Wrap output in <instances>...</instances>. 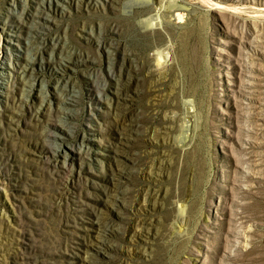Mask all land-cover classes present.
Masks as SVG:
<instances>
[{
	"label": "rangeland",
	"instance_id": "obj_1",
	"mask_svg": "<svg viewBox=\"0 0 264 264\" xmlns=\"http://www.w3.org/2000/svg\"><path fill=\"white\" fill-rule=\"evenodd\" d=\"M8 34L23 35L32 66L12 61ZM57 60L80 63L60 74ZM9 62L0 264H67L78 243L73 264H264V0H0V65ZM62 96L66 166L42 138ZM97 144L116 159L77 158ZM82 203L97 249L89 230L70 227Z\"/></svg>",
	"mask_w": 264,
	"mask_h": 264
},
{
	"label": "bare ground",
	"instance_id": "obj_2",
	"mask_svg": "<svg viewBox=\"0 0 264 264\" xmlns=\"http://www.w3.org/2000/svg\"><path fill=\"white\" fill-rule=\"evenodd\" d=\"M26 1V0H25ZM35 1V0H34ZM28 2H29V0H28ZM39 2V1H38ZM44 2V1H43ZM49 2H50V0H49ZM101 2V1H100ZM27 3V2H26ZM24 4V3H23ZM42 4H44V3H42ZM58 4V3H57ZM62 4V3H61ZM27 6V5H26ZM29 6V5H28ZM60 6H62V5H60ZM25 7V6H24ZM40 7V6H39ZM45 7V6H44ZM52 7V6H51ZM50 7V8H51ZM36 9V8H35ZM37 9H38V6H37ZM25 10H27V8L25 9ZM42 10V9H41ZM12 11V10H11ZM10 11V12H11ZM37 11H39V10H37ZM14 13H15V11H14ZM13 13V14H14ZM21 13V12H20ZM22 13H24V12H22ZM36 13V12H35ZM34 13V14H35ZM38 13V12H37ZM47 13V12H46ZM16 14V13H15ZM18 15V12H17V14H16V16ZM22 15V14H21ZM40 14H38V16H39ZM37 16V15H36ZM19 17H22V16H18V18ZM38 19H39V21L41 20L42 21V23L44 22L45 24L46 23H49V22H51L50 20H49V18H48V15L47 14H44L43 13V15H41L40 16V18L39 17H37ZM52 18V17H51ZM21 19V18H20ZM19 19V20H20ZM21 21V20H20ZM33 21H35V20H33ZM40 21V22H41ZM22 22V21H21ZM33 23V22H32ZM25 24V23H24ZM19 25V24H18ZM26 25V24H25ZM31 25V24H30ZM48 25V24H47ZM27 26V25H26ZM36 26V25H35ZM46 26V25H45ZM48 27V26H47ZM20 28V27H19ZM41 28H42V26H41ZM38 29V28H37ZM29 30V29H28ZM35 30V29H34ZM38 30H40V29H38ZM25 31V30H24ZM9 32H11V29L9 30ZM29 32V31H28ZM91 33V32H90ZM30 34V33H29ZM9 35V37H8V39L9 40H7L6 42L8 43V46H10V48L12 47V48H14V50H12L13 51V54L11 55V57H12V61L13 62H15L16 64H17V67H18V63H20V62H25V64L27 65V66H32V64L34 63L33 61H32V59L31 60H27L25 57H24V45H23V40H22V37H23V35H11V34H8ZM31 35V34H30ZM93 35V34H92ZM38 36V35H37ZM33 37V36H32ZM36 37V36H35ZM88 37V36H87ZM96 38V37H95ZM26 39V38H25ZM29 39V38H28ZM21 40H22V42H21ZM28 41H30V40H28ZM33 41V40H32ZM31 41V42H32ZM30 44V43H29ZM28 44V45H29ZM14 45V46H13ZM39 45V44H38ZM35 47V46H34ZM34 47H31V48H34ZM39 47H40V45H39ZM26 48V47H25ZM46 48L47 47H45V50H46ZM49 48V47H48ZM56 48V47H55ZM63 48V47H62ZM27 50L29 51V53H30V47H29V49L27 48ZM27 50H26V52H27ZM48 50V49H47ZM53 50H55V49H53ZM60 50H62L61 48H60ZM58 51V50H57ZM62 51H64V49L62 50ZM52 52V51H51ZM50 53V52H49ZM59 53V52H58ZM66 53H67V55H68V53L69 52H67L66 51ZM65 53V54H66ZM28 54V53H27ZM35 55H36V53H34ZM52 54V53H51ZM53 55V54H52ZM109 55V54H108ZM54 56V55H53ZM52 56V57H53ZM69 56H71V55H69ZM11 57L9 58V59H11ZM28 57V56H27ZM30 57V56H29ZM40 57H45V56H43V54L40 56ZM58 57V56H57ZM63 57V56H62ZM62 57H61V55H60V58H61V60H62ZM72 57V56H71ZM78 57H80V56H78ZM109 57V56H108ZM31 58V57H30ZM35 58H36V56H35ZM34 58V59H35ZM37 59V58H36ZM66 59V58H65ZM67 59H68V56H67ZM69 59H73V58H69ZM80 59H82V57L80 58ZM7 60V59H6ZM41 60V59H40ZM44 60V59H43ZM43 60H42V62H43ZM50 60H52V59H50ZM91 60V59H90ZM35 61V60H34ZM45 61V60H44ZM55 61V60H54ZM54 61H52V62H54ZM58 62H57V64H56V67L54 66V68H53V70L56 72V73H60V72H63L64 70H67V69H69L70 68V66H71V64H73V65H76V64H79L80 62L79 61H77V60H74L73 62L72 61H59V60H57ZM82 61V60H81ZM45 62H47V61H45ZM51 62V61H50ZM6 63V62H5ZM15 64V65H16ZM50 64V63H49ZM26 65L24 66V68H27L26 67ZM78 67V66H77ZM21 68V67H20ZM73 68V67H72ZM0 70L1 71H8L9 73L10 72H14V70H17V69H15V67H14V64L13 63H11V62H9L8 63V65L6 64H1L0 65ZM34 70V69H33ZM21 71V70H20ZM30 71V70H29ZM34 72V71H33ZM32 72V73H33ZM25 73V72H24ZM8 74V73H7ZM11 74V73H10ZM61 74V73H60ZM63 74V73H62ZM16 75V74H15ZM22 75H24V74H22ZM30 75V74H29ZM1 77H5L4 76V74H2L1 73V75H0ZM20 76V75H19ZM32 76V75H31ZM21 77H23V76H21ZM89 77V76H88ZM13 78H15V77H12V79ZM19 78V77H18ZM26 78V77H25ZM32 78V77H31ZM30 79V78H29ZM94 80H95V78H93ZM93 79H91V80H93ZM15 79H13V81H14ZM25 81V80H24ZM24 81H23V83H24ZM31 81V80H30ZM33 81V80H32ZM89 82V81H88ZM96 82V81H95ZM21 83V82H20ZM27 83H29V82H27ZM101 83V82H100ZM100 83H99V85H100ZM11 84V83H10ZM14 84H15V82H14ZM30 84V83H29ZM96 84H98V83H96ZM120 84V83H119ZM27 85V84H26ZM31 85H33V84H31ZM62 85V84H61ZM103 85H104V82H103ZM2 86V85H1ZM34 86V85H33ZM96 86H98V85H96ZM104 86H106V85H104ZM8 87V86H7ZM11 87H13V86H11ZM24 87H26V86H24ZM23 87V88H24ZM32 87V86H31ZM30 87V88H31ZM55 87H57V86H55ZM64 87V86H63ZM102 87V86H101ZM22 88V89H23ZM45 88V87H44ZM44 88H43V90H44ZM58 88H59V85H58ZM97 87H95V89H96ZM117 88V87H116ZM120 88V87H119ZM12 89V88H11ZM20 89H21V87H20ZM19 89V90H20ZM26 88H24V90H25ZM32 89V88H31ZM40 89V88H39ZM46 89V88H45ZM56 89V88H55ZM89 89V88H88ZM106 89V88H105ZM110 89V88H109ZM157 89V88H156ZM8 90V89H7ZM24 90H22V91H24ZM57 90V89H56ZM61 90V92H62V89H60ZM66 90V89H65ZM67 90H69V89H67ZM104 90V89H103ZM21 91V90H20ZM30 91V90H29ZM46 91H48L47 89H46ZM58 91V90H57ZM72 91V90H71ZM106 91V90H105ZM115 91H116V89H115ZM17 92V91H16ZM31 92V91H30ZM99 92H101V90L99 91ZM118 92H120V91H118ZM5 93V92H4ZM14 93V92H13ZM27 93V92H26ZM40 93V92H39ZM45 93V92H44ZM47 93V92H46ZM57 93V92H56ZM64 92H62V94H63ZM113 93V92H112ZM24 94V93H23ZM42 94V93H41ZM53 94V93H52ZM61 93H60V95H62ZM73 94V93H72ZM119 94V93H118ZM117 94V95H118ZM16 95V94H15ZM22 95V94H21ZM20 95V96H21ZM29 95V94H28ZM27 95V96H28ZM47 95V94H46ZM68 95V94H67ZM66 94H65V96H67ZM99 95H100V93H99ZM102 95V94H101ZM105 95H107V96H109L107 93H105ZM120 95V94H119ZM32 96V95H31ZM42 96H43V94H42ZM59 96V95H58ZM64 96V95H63ZM63 96H62V98H56L55 99V101H54V105H55V110H53V111H56L55 112V115L56 114H58V115H60V116H62L63 115V117H58V116H56V118H57V122H55V123H47L48 124V128H46L45 129V133H44V131H43V133L44 134H42L43 136H42V138H43V142L44 143H47V145H45V146H47L48 148H49V153H50V155L51 156H53V157H57V158H59V159H61V161H62V165H65L66 166V161H67V159L70 157V154L67 152V150L65 149V145L63 144V138H64V136L66 135H70L71 133H70V130H69V128L66 126V123H63V121L67 118H65L64 120H63V118H64V116H66V113H68V112H70L68 109H66V106H68V105H70L71 103L69 102L70 101V99H65V98H63ZM68 96H70V95H68ZM67 96V97H68ZM72 96V95H71ZM22 98H23V96H21ZM41 97V96H40ZM40 97H39V99H40ZM50 97V96H49ZM119 97V96H118ZM4 98V95L0 92V102H2V99ZM42 98V97H41ZM47 98V97H46ZM45 98V99H46ZM71 98V97H70ZM100 98V97H99ZM109 98V97H108ZM30 99H31V97H30ZM51 99V98H50ZM49 99V100H50ZM110 99V98H109ZM19 100V99H18ZM23 100V99H22ZM43 100V99H42ZM100 100H101V98H100ZM112 100V99H111ZM118 100V99H117ZM25 101H26V99H25ZM29 101V100H28ZM75 101V100H74ZM108 101V99L106 100V102ZM15 102V101H14ZM21 102V101H20ZM51 102H52V99H51ZM96 102V101H95ZM41 103H42V101H41ZM47 103H48V101H47ZM100 103V102H99ZM119 103V102H118ZM121 103V102H120ZM5 104V103H4ZM14 104V103H13ZM12 104V105H13ZM43 104V103H42ZM50 104V103H49ZM48 104V105H49ZM52 104V103H51ZM74 104V103H73ZM109 103L107 102V105H108ZM114 104V103H113ZM10 105V104H9ZM16 105H18V103H16ZM37 105V104H36ZM96 105V104H95ZM103 105V104H102ZM117 105V104H116ZM50 106V105H49ZM109 106V105H108ZM123 106H125V108H126V105H124L123 104ZM4 106H0V119L1 118H4L5 116H6V113H7V111H6V109L5 108H3ZM9 107V106H8ZM8 107H6V108H8ZM22 106H20L19 105V108H21ZM30 107V106H29ZM35 107H37V106H34V108ZM46 107H48V106H46ZM110 107H111V103H110ZM25 108H26V106H25ZM38 108V107H37ZM39 108H41V106L39 107ZM120 108V107H119ZM22 109V108H21ZM53 109V108H52ZM111 109V108H110ZM15 110H18V109H16L15 108ZM14 110V111H15ZM42 110V109H41ZM73 110V109H72ZM90 110V109H89ZM94 110L97 112L98 111V113H101V108H94ZM10 111H11V109H10ZM20 111V110H19ZM30 111V110H29ZM48 111V110H47ZM68 111V112H67ZM75 111V110H74ZM127 111V110H126ZM16 112V111H15ZM34 112V111H33ZM46 112V111H45ZM90 112V111H89ZM93 112V111H92ZM109 112V111H108ZM107 112V113H108ZM117 112V111H116ZM115 112V113H116ZM50 113V112H49ZM105 113V112H104ZM121 113V112H120ZM22 114V113H21ZM20 114V115H21ZM32 114V113H31ZM43 114H45V113H43ZM71 114H73V113H71ZM111 114V113H110ZM24 115V114H23ZM27 115V114H26ZM42 115V114H41ZM53 115V114H52ZM116 115V114H115ZM10 116V115H9ZM33 116V115H32ZM51 115H49L48 117H50ZM54 116V115H53ZM92 118L94 117V114H92V115H90ZM12 117H14V116H12ZM26 117V116H25ZM25 117H24V120H25ZM30 117V116H29ZM47 117V118H48ZM9 118H11V117H9ZM16 118V117H15ZM21 118V117H20ZM19 118V119H20ZM46 118V119H47ZM51 118V117H50ZM62 118V119H61ZM14 119V118H13ZM13 119H12V122H13ZM34 119V118H33ZM32 119V120H33ZM40 119H42V118H40ZM55 119V118H54ZM58 119H60V121L58 120ZM3 120V119H2ZM10 120V119H9ZM16 120V119H15ZM18 120V119H17ZM36 121H37V119H35ZM52 120V119H51ZM5 121V120H4ZM19 121V120H18ZM49 121V120H48ZM47 121V122H48ZM117 121V120H116ZM11 122V121H10ZM24 122H26V121H24ZM41 123H42V121H40ZM52 122V121H51ZM54 122V121H53ZM98 122H99V120H98ZM1 123V122H0ZM44 123V122H43ZM29 124V123H28ZM45 124V123H44ZM73 124V123H72ZM89 124V123H88ZM87 124V125H88ZM99 124V123H98ZM19 125V124H18ZM68 125V124H67ZM70 125V124H69ZM22 126V125H21ZM31 126V125H30ZM44 126V125H43ZM92 126V125H91ZM8 127V126H7ZM33 127H35L34 126V124H33ZM46 127V126H45ZM69 127H71V126H69ZM88 127H89V125H88ZM122 127V126H121ZM134 127V126H133ZM17 128V127H16ZM19 128V127H18ZM17 128V129H18ZM129 128V127H128ZM14 129V128H13ZM14 130H16V129H14ZM34 130H35V128H34ZM38 130H39V128H38ZM37 130V131H38ZM41 130V129H40ZM124 130V129H123ZM128 130V129H127ZM105 131V130H104ZM93 132H96V134H99L98 133V131L97 130H95V131H93ZM123 132V131H122ZM40 133H42L41 131H40ZM35 134H36V132H35ZM130 134V133H129ZM93 134H91V136H92ZM35 137V136H34ZM39 137V136H38ZM120 137H121V135H120ZM90 138V137H89ZM38 139V138H37ZM121 139L122 138H120V141H121ZM128 139V138H127ZM126 139V140H127ZM27 140V139H26ZM36 140V139H35ZM35 140H34V142H35ZM97 140V139H96ZM119 140V139H118ZM88 142L89 141H93V140H91V139H88L87 140ZM30 143V142H29ZM110 143V142H109ZM33 144H36V143H33ZM83 145V144H82ZM88 145V144H87ZM98 145V148H96L94 151H92L91 150V148L89 149V147H86V146H83V150H82V148H80L79 150H78V153H76V156H77V158L78 159H80V160H82L83 158H84V156H87V158H90V157H92V156H99V155H102V156H104V158H107V159H116V154H113V153H110V154H112V157L110 158L108 155H105V154H103V152L101 153V151H106V152H108V150H106L104 147L105 146H103V145H100V144H97ZM113 145V144H112ZM116 145H117V143H116ZM129 145V144H128ZM28 146V145H27ZM38 146V145H37ZM44 146V147H45ZM43 147V146H42ZM99 147H101L100 149H99ZM116 147V146H115ZM118 147V146H117ZM38 149V148H37ZM101 150V151H100ZM29 151L31 152V150H30V148H29ZM36 151V150H35ZM33 153H35V152H33ZM42 153V152H41ZM109 153V152H108ZM120 154V153H119ZM36 155V154H35ZM42 156V155H41ZM46 156V155H45ZM48 157V156H47ZM96 158V157H95ZM54 159V158H53ZM43 160H45V159H43ZM50 160H52V159H50ZM50 160L48 161V162H50ZM84 160V159H83ZM96 160H97V158H96ZM96 160H94V161H96ZM85 161V160H84ZM118 160H116V162H117ZM46 162V161H45ZM56 163H57V161H55ZM99 163V165H100V161L98 162ZM58 164V163H57ZM62 165H60V166H62ZM102 166H103V162H102V164H101ZM121 165V164H120ZM119 165V166H120ZM53 166H55V164H53ZM58 166V165H57ZM64 167V166H63ZM72 167V166H71ZM121 167V166H120ZM123 167V166H122ZM50 168V167H49ZM59 168V167H58ZM66 168V167H65ZM100 168V167H99ZM120 169V168H119ZM55 170V169H54ZM57 170V169H56ZM121 170H123V169H121ZM62 171V170H61ZM96 171V170H95ZM100 171V176H102L103 177V175L104 176H106L105 174H103V172L101 173V171L102 170H99ZM111 171H113V170H111ZM116 171V170H115ZM119 171V170H118ZM85 172L86 173H92L93 175H95V176H98V175H96L95 174V172H94V169L92 168V167H89V168H87L86 170H85ZM98 172V171H97ZM124 172V171H123ZM118 173V172H117ZM109 174V173H108ZM113 174V173H112ZM100 176H98V177H100ZM115 178H113V180H114ZM82 184V183H81ZM113 185H114V183H113ZM118 188V187H117ZM86 190V189H85ZM84 190V191H85ZM114 190V189H113ZM113 190H112V192H113ZM110 191V190H109ZM60 192V191H59ZM115 192V191H114ZM118 192V191H117ZM110 193V192H109ZM118 194V193H117ZM109 195H111V194H109ZM107 196H108V193H107ZM87 197V196H86ZM120 197V196H119ZM81 198V197H80ZM114 198V197H113ZM115 199H116V196H115ZM119 199V198H118ZM121 199H122V197H121ZM67 200V199H66ZM106 200H107V197H106ZM108 200H109V198H108ZM112 200V199H111ZM75 202V201H74ZM79 202V201H78ZM82 202V201H81ZM111 203V202H110ZM116 204H117V202H116ZM132 208V207H131ZM93 211V210H92ZM92 211L90 210V208L85 204V203H82V204H79V209L76 211V212H78L79 214H78V216H77V214H76V217H75V222H74V225H71L70 227L73 229L72 230V232L74 231L75 233H79L80 235H81V233L82 232H88V230L91 232L90 234L92 235V236H90V238H91V244H90V248H92V249H97L98 248V246L99 245H101V243L102 242H100L99 240L101 239H99V237H97L101 232H100V228L99 227H97V222L95 223V221L93 220V218H92ZM95 213V212H94ZM96 215V214H95ZM62 216V215H61ZM97 216V215H96ZM74 217V216H73ZM73 217L71 218V219H73ZM98 217V216H97ZM71 221H73V220H71ZM68 222V221H67ZM67 226V225H66ZM69 226V225H68ZM61 227V226H60ZM62 230V229H61ZM70 230V229H69ZM104 229H102V231H103ZM67 231V230H66ZM71 232V233H72ZM135 233V232H134ZM102 234H104V233H102ZM73 235H75V234H73ZM78 239L80 238L77 234L75 235ZM83 236H84V234H83ZM58 237V236H57ZM101 237H103L102 235H101ZM98 238V239H97ZM78 243V242H77ZM78 247L77 248H74L73 250H75L77 253L78 252H80L81 250L83 251V247H81V243H78V244H76ZM88 246V245H87ZM72 250V251H73ZM75 251H74V253H71L72 254V256H74V258H72V259H70V260H73V259H75V257H79L78 255L79 254H77V253H75ZM86 252V251H85ZM87 254V253H86ZM85 254V255H86ZM83 258H81V260H82ZM69 260V261H70ZM67 262V264H73L74 262ZM93 262V261H92ZM91 264H93V263H91Z\"/></svg>",
	"mask_w": 264,
	"mask_h": 264
}]
</instances>
